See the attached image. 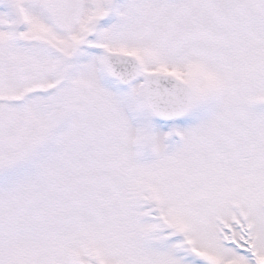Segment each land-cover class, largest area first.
Here are the masks:
<instances>
[{
  "label": "snow or ice",
  "instance_id": "6c2138e0",
  "mask_svg": "<svg viewBox=\"0 0 264 264\" xmlns=\"http://www.w3.org/2000/svg\"><path fill=\"white\" fill-rule=\"evenodd\" d=\"M0 264H264V0H0Z\"/></svg>",
  "mask_w": 264,
  "mask_h": 264
}]
</instances>
